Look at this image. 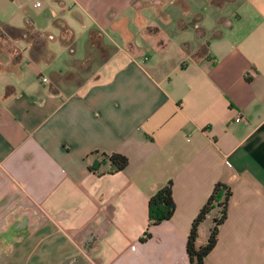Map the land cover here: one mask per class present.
I'll use <instances>...</instances> for the list:
<instances>
[{"label":"crops","instance_id":"0c3cea01","mask_svg":"<svg viewBox=\"0 0 264 264\" xmlns=\"http://www.w3.org/2000/svg\"><path fill=\"white\" fill-rule=\"evenodd\" d=\"M4 1L19 56L0 65V264H189L217 181L231 197L203 264H264V0ZM168 181L175 210L148 225Z\"/></svg>","mask_w":264,"mask_h":264},{"label":"trees","instance_id":"16d2710c","mask_svg":"<svg viewBox=\"0 0 264 264\" xmlns=\"http://www.w3.org/2000/svg\"><path fill=\"white\" fill-rule=\"evenodd\" d=\"M139 19H142L138 15ZM56 24L62 31V38L65 41H73L74 35L72 30L61 20H57ZM101 32L97 29H91L88 33V46L95 49H103L100 41ZM92 59V52L87 51L85 57L81 61H73L75 65L85 66ZM54 78L59 76L58 73L53 74ZM73 73L67 71L63 74L64 79L72 78ZM104 158L110 161V172L122 170L128 164L127 156L112 152H102ZM91 168H94L93 166ZM231 197V189L224 182L217 181L208 195L206 201L200 207L196 216L192 219L189 232L186 238V253L188 255L189 264H203L205 257L217 242L218 228L227 217L228 204ZM175 210V202L172 196L171 182L157 189V191L149 197L148 200V225L157 224L161 221L169 219ZM212 214V226L205 244L196 245L198 235V226L207 215ZM149 236L147 231L144 232L142 239Z\"/></svg>","mask_w":264,"mask_h":264},{"label":"rangeland","instance_id":"374dc122","mask_svg":"<svg viewBox=\"0 0 264 264\" xmlns=\"http://www.w3.org/2000/svg\"><path fill=\"white\" fill-rule=\"evenodd\" d=\"M171 10H174L173 6H169L168 7ZM8 11V7H7V3L2 0L0 1V24L2 23L1 21H5L3 17V13ZM151 18V16H150ZM208 18H205V20L207 21ZM151 20V19H150ZM134 32H139V29L137 28V25H134ZM77 37H76V46H75V53L74 56L76 58H82L84 56V50H85V46H84V41L83 39L85 38H80L79 32H77ZM138 35V41L142 42V43H148L151 40L150 39H145L143 37H145L146 35H144L143 33L137 34ZM175 40V38H174ZM13 41L9 38H7L6 36L3 35V30L0 27V65H4L6 64V66L8 67L10 64V60L12 57H17L19 56V51L16 45H13ZM146 44H143L142 46H145ZM146 49V47H144ZM60 60V56H57V60ZM26 62V61H25ZM24 62V63H25ZM23 63V64H24Z\"/></svg>","mask_w":264,"mask_h":264},{"label":"built area","instance_id":"2783aa9c","mask_svg":"<svg viewBox=\"0 0 264 264\" xmlns=\"http://www.w3.org/2000/svg\"><path fill=\"white\" fill-rule=\"evenodd\" d=\"M0 1H1V0H0ZM42 80H47V78H46V77H42ZM241 119H243V117H242L241 114H239V115H237V116L235 117V120H236V121H239V120H241Z\"/></svg>","mask_w":264,"mask_h":264}]
</instances>
